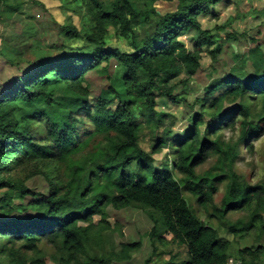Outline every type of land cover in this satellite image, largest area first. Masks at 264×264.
I'll return each mask as SVG.
<instances>
[{
	"label": "trees",
	"instance_id": "obj_1",
	"mask_svg": "<svg viewBox=\"0 0 264 264\" xmlns=\"http://www.w3.org/2000/svg\"><path fill=\"white\" fill-rule=\"evenodd\" d=\"M223 1L178 0L174 12L156 21L152 36L138 43L135 28L158 16L155 10L139 9L135 0H91L89 12L96 33L82 36L72 28H64L63 32L67 38L83 37L97 47L96 52L38 61L0 94V190L20 189L27 195L23 186L2 174L21 159L45 160L49 156L47 148L33 142L31 122L36 117L47 125L66 179L64 185L51 184L49 195L36 202L40 209L37 215L0 222V254L7 256V264H22L14 252L15 244L35 251L42 240L56 250L58 241L62 242L65 256L56 264H111L110 257L88 258L85 249L86 242L102 243V233L110 226L108 207L151 211V237L163 230L171 235L172 243L185 246L188 259L183 264H227L233 259L230 243L197 216L183 195L187 191L207 210L218 185L224 183L222 199L218 206H211L207 219L225 223L228 213L248 209L246 220L226 226L232 234L256 229L257 244L239 251V262L264 264V183L250 185L233 169L240 150L251 148V142L262 133V112L253 116L244 98L254 94L264 102V68L249 76L232 73L215 80L206 88L205 98L197 102L199 110L193 117L191 132L183 138H173L168 129L161 130V115L154 112L157 96L171 102L177 99L171 86L158 84L160 78L175 80L180 74L192 78L200 67L199 55L179 37L194 30L198 35L194 48L215 46L217 37L204 30L198 19L211 15V8ZM106 26L129 39L132 51L107 48L102 37ZM219 51L218 46L214 47L211 58L215 59ZM112 59L124 71L118 89L109 87L108 96H99L91 105L85 74L102 62L108 65ZM58 90L61 93L56 95ZM226 102L232 103L225 109ZM78 113L93 128L79 142L75 138ZM238 121L237 140H221L218 132L224 127L234 128ZM144 124L150 126L147 149L140 144ZM109 133L116 137L105 136L107 146L98 145L85 157L73 158L94 136ZM166 145H170L174 159L168 162L166 158L157 168L154 156ZM210 155L216 157L214 165L197 174L196 168ZM137 247L124 245L120 255L125 259Z\"/></svg>",
	"mask_w": 264,
	"mask_h": 264
},
{
	"label": "rangeland",
	"instance_id": "obj_2",
	"mask_svg": "<svg viewBox=\"0 0 264 264\" xmlns=\"http://www.w3.org/2000/svg\"><path fill=\"white\" fill-rule=\"evenodd\" d=\"M135 2L139 9H153L158 13V16L152 17L149 24L135 28L138 43L151 37L156 21L161 16L174 12L178 5V0ZM90 9L91 0H0V94L11 88L15 78L24 77L30 72L38 61L79 53H95L97 47L89 44L83 37L67 38L63 32L64 28H72L82 36L96 33ZM198 20L204 30L211 31L212 35L217 37L216 45L197 50L194 48L197 33L194 30L183 33L179 40L199 55L200 67L197 73L192 78L180 74L175 80L160 78L158 81L160 86L164 84L171 86L172 93L177 98L171 102L157 96L154 107V112L161 115V130L168 129L173 138H183L191 132L193 117L199 110L197 102L205 98L206 88L215 80L232 73L242 77L249 76L264 68V0H224L211 8V15L200 17ZM102 37L107 48L118 49L121 52L132 51L129 39L119 36V33L110 26L105 27ZM217 46L220 51L216 58L212 59L210 52ZM123 75V68L114 59L110 60L108 65L102 62L99 67L88 71L85 74V85L89 91L90 104L93 105L99 96H108L109 87L118 89L119 80ZM60 93L58 90L56 95ZM244 101L250 105L253 116L261 112L264 116V102L258 96L249 94ZM231 103L226 102L223 106L226 109ZM237 103L238 101L232 105ZM115 105L116 102L111 108L114 109ZM76 116L75 138L79 142L93 132V128L82 113ZM240 119L237 116V120ZM150 120L155 121L156 117H151ZM31 123L33 142L47 148L49 156L45 160L21 159L18 164L9 165L4 171L2 175L5 178L23 186L29 193L24 195L20 189H1L0 222L26 215H37L40 209L36 202L49 195L51 184L66 183L64 167L57 161L47 125L37 117ZM235 124L234 128L224 127L218 132L221 140L226 142L237 140L239 121ZM261 126V135L251 142V148L244 147L240 150L233 166L235 173L242 176L250 185L264 183V122ZM149 127L144 124L140 136V144L145 149L148 148L150 139ZM105 136L116 137L112 133L96 135L89 145L73 158L78 160L85 157L98 145L102 148L107 146ZM173 156L170 145H166L154 156L155 166L161 167L166 158L169 162L174 159ZM215 160L216 157L210 155L196 168V173L202 174L209 170ZM224 192L225 183L219 184L217 192L207 205V210L200 207L187 191H184L183 195L197 216L214 227L219 236L230 243L231 257L240 261L239 251L257 244L255 239L258 231L253 229L245 234H232L227 229L226 223H233L239 219L246 220L248 209L228 213L224 218L225 223L207 219L211 206L219 205ZM106 212L109 229L102 233V243H85L88 258L110 257L111 264H144L146 260H149L147 264H183L187 261L186 247L172 243L169 233L160 230L158 236L151 237L153 227L151 211L108 207ZM93 219L95 222L99 220L97 216ZM129 244H138V247L129 251L124 259L120 252L122 246ZM58 248L56 250L42 240L35 251L21 249L20 244H15L13 249L22 264H33L32 262L56 264V260L65 256L61 241H58ZM7 262V256L0 254V263Z\"/></svg>",
	"mask_w": 264,
	"mask_h": 264
},
{
	"label": "built area",
	"instance_id": "obj_3",
	"mask_svg": "<svg viewBox=\"0 0 264 264\" xmlns=\"http://www.w3.org/2000/svg\"><path fill=\"white\" fill-rule=\"evenodd\" d=\"M227 264H241L239 261H235L233 259H229Z\"/></svg>",
	"mask_w": 264,
	"mask_h": 264
}]
</instances>
